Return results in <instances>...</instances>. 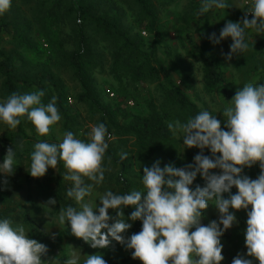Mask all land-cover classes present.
Returning <instances> with one entry per match:
<instances>
[{
  "label": "clouds",
  "instance_id": "obj_1",
  "mask_svg": "<svg viewBox=\"0 0 264 264\" xmlns=\"http://www.w3.org/2000/svg\"><path fill=\"white\" fill-rule=\"evenodd\" d=\"M10 6L11 0H0V14L7 12ZM229 7L226 0H202L197 15L213 8ZM247 13L253 17L250 21L247 16L242 22L228 21L218 37L215 33L209 37L214 44L231 38L226 61L248 50L246 29L264 33V0H251ZM44 95L43 90L22 95L11 93L0 102V121L14 129L20 118L26 116L40 136H47L51 126L61 120V115L56 98L44 104ZM230 105L222 113L226 117L227 131L222 130L221 122L207 110L184 123L169 122L167 127L173 135L183 134L185 148L201 150L194 157V164L184 168L168 164L161 168L157 161L150 168L144 167L142 191L124 194L106 191L99 199L102 207L98 210L96 205L93 207L85 202V197L90 196L94 185L101 184L105 178L104 158L108 141L113 137L104 123L91 126L87 142L76 138L71 131L66 132L58 144L37 142L28 172L31 177L40 178L49 168L55 169L63 162L67 170L63 180L72 182L67 196L74 198L79 209L60 208L59 222L69 224L72 235L93 249L107 248L112 240L126 245L133 250L132 258L141 264H221L224 257L220 237L236 223L229 209L246 210L251 206L245 232L247 256L264 264V84L246 83L242 90L236 91ZM19 148L22 150L23 144ZM205 148L210 149L215 159L203 155ZM125 159L127 153H122L121 160ZM256 163L261 169L257 179L241 175L244 167L251 168ZM15 164L16 150L9 147L0 164V173L11 175ZM213 169H220L221 174H211ZM198 174L206 186L192 190L190 185ZM85 178L93 183H86ZM233 186L237 193L225 199L223 194L229 193ZM210 201L218 209L219 221L204 226L201 224L202 211ZM55 204V199L47 201V205ZM127 206L134 207L130 219L141 220L142 229L125 240L121 233L131 228L122 210ZM109 209L117 210L118 218L110 217ZM110 220H114L111 225ZM193 227L195 231H191ZM47 252L46 245L29 238L22 224L13 226L11 219L0 220V264H52L53 260H42ZM79 260L80 255L74 249L64 264H79ZM83 264H106V261L101 254H94L86 256ZM232 264H252V260L238 255Z\"/></svg>",
  "mask_w": 264,
  "mask_h": 264
},
{
  "label": "rangeland",
  "instance_id": "obj_2",
  "mask_svg": "<svg viewBox=\"0 0 264 264\" xmlns=\"http://www.w3.org/2000/svg\"><path fill=\"white\" fill-rule=\"evenodd\" d=\"M57 0H11L10 9L0 14L10 22L9 32L0 34V58L1 54L11 55L20 69L22 75L34 76L42 73L44 70H50L63 84L64 92L67 97V110L70 116L69 122L65 123L64 117L51 126L47 136H40L35 128L31 126L25 128V136L23 138V149L19 145H15L12 137L16 128H9L5 123L0 121V164L3 163L7 154V149L13 147L16 150V164L11 175L0 173V184L7 191V194L13 201L24 206L26 195L29 191L32 196L37 199L36 206L30 208L31 216L36 219L46 232L47 238L38 241L46 245L47 255L42 260L52 261V264H64L63 257L70 258V253L75 249L80 255L79 264H83L86 256L101 254L106 264H119L123 259L127 258L130 249L126 245L111 241L109 247L104 249H93L83 240L77 239L71 233V227L59 222V211L56 210V204L47 205V201L52 198L57 189L58 176L60 174V163L53 169L49 168L46 174L40 178H33L28 170L31 164V153L34 151V145L37 142L56 143L62 141L66 132L71 131L74 136L85 142L88 140V133L92 125L99 124V114L92 111L90 106L84 102L78 101V95L81 92L78 82L74 79L73 72L65 61V55L69 53L75 46V21L64 9H61L57 24L53 28L46 29L40 7L48 10ZM67 1V0H64ZM106 1V2H105ZM155 7L160 23L163 26V33L157 42L156 56L161 64L168 70L172 80L190 97L201 111L207 110L221 122V128L224 131L228 129L225 126L226 117L223 116L225 107L231 106L230 101L234 98L227 99L222 89L231 91L234 95L237 90H242L246 83L255 85L264 84V33H258L254 29H246V42L249 48L242 54L233 55L230 61H226L225 55L230 51L232 43L231 38L222 40L219 44H214L209 37L215 33L217 37L221 29L228 21L242 22L245 17L244 8L239 0H226L229 4L228 9L213 8L208 13L197 15L202 0H149ZM105 8L109 7L115 11H121L125 16V25L132 27L134 32L141 33L145 37L147 47L153 41L151 36L145 29L144 25L135 23L132 11H137V7L133 0H104ZM66 7V2L63 3ZM251 19H249L250 21ZM53 29V30H52ZM52 30V31H51ZM55 30V32H54ZM15 31L25 34V41L29 42L33 48H29L26 44L16 39ZM55 33V34H53ZM23 34V35H24ZM51 35V36H50ZM25 38V37H24ZM204 45L207 52L214 54L222 63L225 82L213 94H208L204 89L202 61L197 53L196 47ZM100 50L104 55V65L94 72L98 95L104 104L122 105L123 109L131 115H145L146 101L155 99L156 103L163 107V87L159 84L153 85H130L127 80L122 84L117 81L110 72V53L100 45ZM188 78L187 82H184ZM1 81V78H0ZM33 92L27 91L26 93ZM114 94V96H112ZM4 92L0 85V102L3 99ZM47 104L48 102H42ZM173 112V111H172ZM174 115L168 118V122L179 120L181 123L188 119L180 112L174 111ZM176 138L181 141V159L182 163L178 168H184L190 164H194V157L200 154L199 148H185L183 145V134L177 132ZM113 147H119V152L127 153V157H132L128 163L132 165L130 171L131 177L138 179L132 190H143L142 176L143 169L134 159L135 147L133 139H117L113 142ZM208 149V148H205ZM204 149V150H205ZM203 150V151H204ZM193 151V155L190 152ZM183 155V156H182ZM220 154H217L219 156ZM212 159H215L212 155ZM63 165V164H62ZM105 178L99 185H94L92 194L85 197V202H89L97 210L102 207L99 199L106 191H113L122 194V188L116 183L119 174V168H105ZM64 174L66 169L63 168ZM261 173L259 163L254 164L251 168L244 167L241 175L250 179H257ZM211 174H221L220 169L211 170ZM7 181V183H5ZM205 180L200 174L190 187L194 189ZM86 183H93L85 178ZM72 186V182L67 180V189ZM129 191V192H130ZM76 208L79 205L74 200ZM125 222L131 224V228L121 235L125 240L130 238L133 223L130 219L131 213L135 210L132 206L123 209ZM236 217V223L226 230V241L229 248L223 250L224 259L221 264H232V261L238 255L244 256L246 259L252 260V264H258L252 257L247 256V248L245 245V232L247 228V213L235 212L229 210ZM98 214V211H97ZM110 217H117V210L109 209ZM212 221H219L218 209L213 203L202 211L201 224L207 226ZM114 220H110L111 225ZM22 224L13 221V226ZM28 235V228L22 224ZM223 228V226H220ZM106 231V230H105ZM191 231H195L193 227ZM111 240V238H109ZM221 240V238H220ZM222 244V241H221ZM72 246L74 249L70 248ZM229 250V251H228ZM127 264H141L138 259H132Z\"/></svg>",
  "mask_w": 264,
  "mask_h": 264
},
{
  "label": "trees",
  "instance_id": "obj_3",
  "mask_svg": "<svg viewBox=\"0 0 264 264\" xmlns=\"http://www.w3.org/2000/svg\"><path fill=\"white\" fill-rule=\"evenodd\" d=\"M133 1L138 9L132 11L131 17L136 24L144 25L146 31L153 36L149 48L141 33L134 32L132 27L125 25L124 13L109 7L105 8L106 1L104 2V0H57L48 10L40 7L47 25L46 29L50 30L53 25L57 24L61 9H64L63 11L71 15L75 21L77 40L74 48L65 55V61L81 89L78 101L88 104L93 112L99 114V123H104L108 133L113 137L108 141L109 147L105 154L104 167L107 169L110 167L119 168L116 183L122 188V194L129 192L138 184V179L130 175L132 165L128 163V160L132 157L121 160L120 148H114L113 142L117 139H133L136 149L134 159L142 169L152 167L157 161L160 162L161 168L168 164L178 168L183 164L180 156L181 141L169 131L167 119L174 115V111L180 112L186 119L195 117L201 112L198 106L190 100V97L172 80L168 70L157 59V42L163 33V26L155 7L149 0ZM64 2H66V7H63ZM242 5L245 16H247L249 7L243 3ZM247 18L252 19L253 17ZM10 27V22L0 15V34L9 32ZM23 34L15 31L14 36L30 49L33 48L29 42L25 41L27 39ZM100 45L109 51L110 72L120 84L127 80L130 85L134 86L157 83L163 87V107L161 108L155 99H148L146 101L148 112L145 115H131L120 104H104L98 95L94 78V72L104 65V55L100 50ZM196 50L202 61L204 89L208 94H213L225 82L222 63L216 55L207 52L204 45L197 46ZM1 56L0 85L4 92V100L13 92L22 95L31 90H43L45 95L42 97V102H50L52 97H55L60 115L64 117L65 123L69 122L66 93L62 82L53 72L44 70L34 76H25L21 74L13 56L4 53ZM187 81L188 78L184 82ZM222 92L227 99L234 96L229 90L222 89ZM29 126L35 128L26 116L20 118V123L12 136L15 145L22 144L25 128ZM192 152H190L191 156ZM203 155L212 158L210 149H205ZM109 157H111L110 163ZM62 164L63 162L59 164L61 170L54 195L58 211L67 206L76 207L74 198L67 196V180H63L65 174ZM199 186H206V182L200 183ZM194 187L191 189L195 190ZM237 191L233 186L230 192L224 193L223 196L228 199ZM32 195V192L29 191L24 206H20L9 197L7 191L0 184V220L8 218L14 222H20L27 226L29 238L42 241L47 238V234L40 223L31 216L30 208L26 207L29 204L31 207L36 206L37 199ZM210 203L214 202L210 201ZM229 210L237 211L231 208ZM248 211H251V206L237 212L247 213ZM141 229L142 221L136 220L133 223L131 235L140 232ZM132 251L119 264H127L131 261L133 259ZM62 259L64 263L68 258L64 256Z\"/></svg>",
  "mask_w": 264,
  "mask_h": 264
},
{
  "label": "crops",
  "instance_id": "obj_4",
  "mask_svg": "<svg viewBox=\"0 0 264 264\" xmlns=\"http://www.w3.org/2000/svg\"><path fill=\"white\" fill-rule=\"evenodd\" d=\"M227 233L224 231V234L220 237L222 241L223 250L229 248V243L226 241ZM229 251V250H228Z\"/></svg>",
  "mask_w": 264,
  "mask_h": 264
},
{
  "label": "built area",
  "instance_id": "obj_5",
  "mask_svg": "<svg viewBox=\"0 0 264 264\" xmlns=\"http://www.w3.org/2000/svg\"><path fill=\"white\" fill-rule=\"evenodd\" d=\"M245 6L249 7L251 6V0H240ZM248 8V11H249ZM247 11V12H248ZM247 17H252V15L250 13H246ZM112 96H114V94H112Z\"/></svg>",
  "mask_w": 264,
  "mask_h": 264
}]
</instances>
